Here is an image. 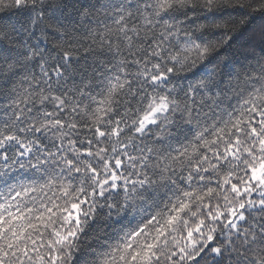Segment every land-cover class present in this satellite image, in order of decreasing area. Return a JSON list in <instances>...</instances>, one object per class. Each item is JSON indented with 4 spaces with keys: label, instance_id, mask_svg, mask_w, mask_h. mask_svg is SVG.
Instances as JSON below:
<instances>
[{
    "label": "snow or ice",
    "instance_id": "6c2138e0",
    "mask_svg": "<svg viewBox=\"0 0 264 264\" xmlns=\"http://www.w3.org/2000/svg\"><path fill=\"white\" fill-rule=\"evenodd\" d=\"M0 264H264V0H0Z\"/></svg>",
    "mask_w": 264,
    "mask_h": 264
}]
</instances>
